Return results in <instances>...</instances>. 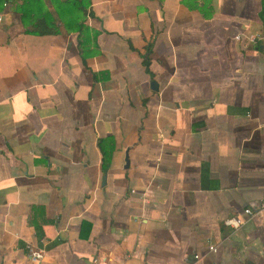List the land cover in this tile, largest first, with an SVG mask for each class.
I'll list each match as a JSON object with an SVG mask.
<instances>
[{"label": "crops", "instance_id": "1", "mask_svg": "<svg viewBox=\"0 0 264 264\" xmlns=\"http://www.w3.org/2000/svg\"><path fill=\"white\" fill-rule=\"evenodd\" d=\"M65 1L0 0V264H264L261 0Z\"/></svg>", "mask_w": 264, "mask_h": 264}, {"label": "trees", "instance_id": "2", "mask_svg": "<svg viewBox=\"0 0 264 264\" xmlns=\"http://www.w3.org/2000/svg\"><path fill=\"white\" fill-rule=\"evenodd\" d=\"M65 2L67 4L64 7V9L67 11V13L77 12L79 10L81 11L83 7H86L89 4L88 0H66ZM18 9H20V8H18ZM22 14H24V13H22ZM259 16L264 19V0H261V9L259 12ZM60 21H61V24L63 26H66V27H68V25L70 26V24H72V23L77 22L75 17L72 18V15L67 17V18H64V19L60 18ZM30 25H32L31 29H25V31H27L28 33L45 34V33H50V31H51V29L45 28L46 23H45L44 19H41V18L35 19V21H33ZM53 27H54V31L58 32L57 27L55 25ZM36 29H38V30L36 31ZM74 29L79 33L82 29V24L76 23L74 25ZM86 36H87L86 34L82 35L80 33L78 42L79 43H82V41L84 42L86 40ZM81 62H82V64H84L83 58H81ZM143 66H144L146 72H149L148 60L146 58L143 60ZM97 146L99 148V151H100L101 157H102L101 166L103 169H105L108 156L106 155V152L101 147V140L97 141Z\"/></svg>", "mask_w": 264, "mask_h": 264}, {"label": "built area", "instance_id": "3", "mask_svg": "<svg viewBox=\"0 0 264 264\" xmlns=\"http://www.w3.org/2000/svg\"><path fill=\"white\" fill-rule=\"evenodd\" d=\"M5 4V3H4ZM249 40H253L254 37L252 36H249L248 37ZM260 212H263L264 213V206H259L256 210L252 211L251 209L249 208H244L242 210V215L246 216V218H250L252 216H254L255 214L257 213H260ZM245 221V217L243 216H238V215H235V216H231V217H228V218H225L223 220V224L227 227H229L230 229L232 230H235L239 227V225H241L243 222ZM215 246H212V245H209L207 247V250L208 251H215ZM27 258L33 262V263H38L41 258L43 257V250L42 249H39V248H32V247H28L27 249ZM198 255L197 254H194L193 255V258H197Z\"/></svg>", "mask_w": 264, "mask_h": 264}, {"label": "water", "instance_id": "4", "mask_svg": "<svg viewBox=\"0 0 264 264\" xmlns=\"http://www.w3.org/2000/svg\"><path fill=\"white\" fill-rule=\"evenodd\" d=\"M150 85L154 88V87H155V85H154V81H151V82H150ZM124 161H127L126 156H125V158H124Z\"/></svg>", "mask_w": 264, "mask_h": 264}]
</instances>
